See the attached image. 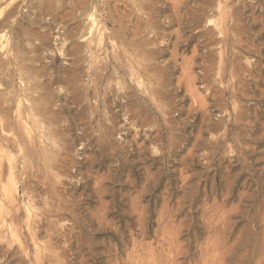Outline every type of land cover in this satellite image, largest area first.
<instances>
[{"label": "rangeland", "instance_id": "374dc122", "mask_svg": "<svg viewBox=\"0 0 264 264\" xmlns=\"http://www.w3.org/2000/svg\"><path fill=\"white\" fill-rule=\"evenodd\" d=\"M96 1L101 3V0ZM198 1H149L153 4V22L159 32L155 47H160L154 62L157 69L149 74H157L160 85L158 82L154 85H159L158 93L140 96L137 87L125 75L124 84L129 82L134 94L130 92L127 97H120L119 81H113L116 95L108 93L106 99L111 112L108 114V117L111 116L109 122L104 112L91 110L95 99L90 80L84 85L82 82L70 85L76 63H73L74 55L66 51L73 37L67 38L83 26V17L77 12L71 14L65 0H0V40L6 44L0 50V108L7 111L13 120L17 110L24 115L30 105L33 108L34 105H42L53 117L54 129L63 147L64 171L56 177L60 180L55 186L63 199L68 200V207L62 216L59 215L64 218L57 222L58 227L52 234L55 245L67 244L62 264H115L117 253L119 258L124 259L133 243L140 256L160 264H264V123L253 130L244 125L254 119L253 114L260 113L258 119L255 117L258 122L260 119L264 121V95L259 100V90H264V0H234L240 3L239 8L245 14L253 13L255 18L262 16L258 20L249 19V24L254 27L249 25L248 35L258 48L257 54H247L251 58L260 57L261 76L244 74L242 78L246 81V98L243 101L250 118L240 125L239 139H246L243 146H249L250 153L247 152L246 159L243 156L234 158L232 149L221 144L209 165L200 155L202 151L199 147L209 136L203 128L204 136L200 133L203 139L199 135L200 143L194 155L183 160L191 143L196 142L194 135L201 121L199 101L202 99L208 103L206 113L212 121H217L221 115L210 95L211 91L200 79H194L202 76L197 65L206 58L205 55H210L206 50V35L199 30L202 27L194 23L203 20L201 14L195 13ZM108 2L113 14L126 15L124 23L128 21L127 25L131 27L130 21L134 20L131 9L134 8L129 0ZM177 5L180 16L175 12ZM142 24V30L146 28L144 33L148 34L150 26ZM179 35L181 41L175 48L173 43ZM173 53L175 56L171 57ZM82 69L84 73L85 68ZM115 119L117 121L114 122ZM135 120L141 128L134 139V131L138 128ZM164 120L171 121L170 130L168 127L163 130L165 138L171 133L178 144L171 153L159 155L152 147L155 144L144 140L150 134L148 129L151 126L155 129V125H162ZM29 123L19 126H25L22 130L15 124L12 127L19 129L25 137L24 132H32ZM106 125L110 128L105 131V142L111 148L101 153L97 143L99 136L101 138V129ZM256 134L260 138L254 137ZM136 143H145V150L139 151ZM238 144L239 140L236 146ZM5 150L11 158L15 157L12 146H7ZM17 169L19 173L16 172V176L21 182L24 177L19 163ZM28 178L31 179L28 183L34 188L32 191L37 193V205L41 207L42 193L38 192L45 187L34 178ZM21 193L19 191L16 195L18 200ZM216 201L220 204V211L218 218L216 215L213 220L212 206ZM24 215L22 210L18 222L24 224ZM44 230L38 233V239H45ZM27 251L25 254L20 250L13 253L1 241L0 264H35L32 246Z\"/></svg>", "mask_w": 264, "mask_h": 264}, {"label": "bare ground", "instance_id": "6f19581e", "mask_svg": "<svg viewBox=\"0 0 264 264\" xmlns=\"http://www.w3.org/2000/svg\"><path fill=\"white\" fill-rule=\"evenodd\" d=\"M65 1L70 7L71 14L77 12L81 17H83V26L79 28V31L77 30L78 33L75 30L76 33L73 32L74 33L73 35H70L68 38L66 37L67 39H69L71 36L73 37L72 41L69 40L70 45L66 51H69L70 55H74L73 63H76L73 67L74 73H72L73 77L71 78L72 81L70 82V85H73V83L76 84L81 82L84 85V82H87L88 80L91 81L94 91L92 97L93 99H95V106L91 107V110L93 112H98V113L100 111L104 112V114L107 115V118L105 119H108L109 121V118L111 116L108 117V114H110L111 112L109 113L110 110L108 105H106V101H107L106 99L108 93L111 94L114 93V88L112 87L113 81L115 82L116 80L119 81L118 89H119L120 97L121 96L127 97L126 94L127 93L129 94L130 92L134 94L132 88L130 87L131 84H129V82L128 84L126 83L124 84L125 75H127L128 79H130V81L133 82L132 84L135 85V88L137 87L138 92H140V96L142 94L153 96L156 94V92L158 93L160 84L156 76L157 74L156 75L149 74L151 70L156 71L157 69L154 62L158 51H160V47L158 45L155 47V44L157 43L159 37L158 36L159 32L158 29L155 27L156 26L154 24L155 22H153V16H152L153 6H151L153 4H151L152 2L149 3L150 0H129L128 3H130V6L134 8V10L136 11L134 12V10H132L128 6V8L131 9V13L133 15L132 19H134L133 21L129 20L130 22H132L131 27L127 25L128 21L126 22V24L124 23L123 18L126 17V15H124L123 13L121 14L118 13L117 12L118 10L116 11V13H118L117 15L113 14L112 12L113 8L111 9L108 0H101L100 1L101 3L99 2L100 4H98L97 3L98 1L96 0H65ZM178 1L180 3V0ZM194 4H196V2ZM196 5H197V9L195 8L196 9L195 13H199V15L201 14L203 20L200 19L201 20L200 22H198L197 20L194 23H197V27L198 25H200L202 28L199 30L204 31L206 35L205 45L207 52L210 53L209 55L210 58L208 55L207 56L205 55L206 58L201 60L200 63L197 65L198 68H200L201 75L202 76L205 75V77L199 75L196 76L194 79L195 80L200 79V81L206 85L207 89L211 91L210 95L212 96L213 101H215V104L218 106L217 109L219 110L221 115L217 119V121L215 122L212 121L210 119V115L206 113L207 107L209 106L207 105L208 103H204L202 99L201 101H199L198 112H200L201 114V121H200L199 129L196 130L197 134L194 133L196 135V136L194 135L195 137L194 140L196 139L195 140L196 142H192L194 144L191 143L192 146H190V148L188 149V152L185 154L186 156L183 157V160L186 161L188 156L194 155L196 146L197 144L200 143L198 141H200L199 137L201 136L200 133L202 134L201 131L202 128L207 130L205 132L209 133V136L206 137L205 139L206 142H203L201 144V147H199L200 150L202 151L200 155L202 156L203 160L207 165H209L212 162V159H214V156L217 154V151L221 144L225 145L227 149H232V151L231 150L229 151H231V154L234 156V158L235 156L238 158L243 156V159H246V155L248 156L247 152L249 151V146H243L246 139L244 138H243L244 140L239 139V131H240L239 127L242 124V122H244L250 117L248 116L249 110L243 101V98L246 96V91H245L246 81L242 80V78L244 74L247 75L253 74L254 76L257 75L261 76L259 71H262L260 70L259 67L260 57L258 58L254 56V58H251L247 56V54H252L251 52H254L253 54H257L258 47L253 43V40L249 38L250 36L248 35L249 27L250 26L254 27L253 25L249 24L250 22L249 19L253 20V18H255L256 16L253 17L254 14L252 13V10L251 13L253 16L249 15L250 13L245 14V11L243 12V10H240L239 8L240 3H236L234 0H204V2L202 1L201 3H199L198 1ZM102 6L103 8H101ZM179 8L180 7L177 5L175 12L176 14H178V16L181 15L179 13ZM115 9L116 8H114V10ZM101 12L103 13L101 14ZM190 14L193 15L191 12ZM142 23H144V26L145 25L150 26L151 29L148 28L149 29L148 34L144 33V30L146 28L142 30V25H143ZM259 29L260 28H258V30ZM55 39H57V37H55ZM61 40L62 39H60V41ZM179 41H181L180 35L179 37H176V40L173 43L175 48H177ZM2 42L0 40V50H3L4 47H6L5 46L6 44L4 45ZM73 42L75 44H72ZM174 56L175 53H173V56L171 57ZM195 57L196 55L194 54L193 58ZM194 60L195 59L192 60L193 64H194ZM194 65L196 66V64ZM82 66H84L85 68V69L83 68L84 70L82 69ZM80 69H82L84 73H82ZM263 81L264 80H262V82ZM155 82L156 83L158 82L159 84L156 87L154 85ZM74 86H73V90L75 89ZM81 88L83 89V87ZM78 90H80V87H78ZM259 91H260V96H259V100H260L264 95V90L260 89ZM114 94L116 95V93ZM100 95H102L101 100H100ZM142 98L143 97L139 99ZM204 99L205 98L203 97V100ZM4 102L6 103V100H4ZM195 103L196 102H194V104ZM229 103H232V106H228ZM27 108H28V113H24V115H22V112L17 110L15 112L16 114L14 113L15 115L13 116V120H11V118L8 116L7 111H5L3 108H0V242L2 241L4 245L8 246L9 250L13 253L14 251L20 250L22 251L23 254H25L26 251L29 249V247L32 246L33 249L32 259H33V263L35 264H62L61 258H63V255L65 254L66 251L65 249L67 247V244L55 245V242L53 241L54 238L53 235H54V231L56 230V227H58L57 222H59L64 218V217L63 218L59 217V215L62 216L64 214L63 212L68 207L67 204L68 200L66 201L63 199L61 194L56 191V186H55L57 181L60 180V179L56 180V177L60 174L61 171H64L62 169L64 167V161L62 159L63 157L61 156V151L63 150V147L61 144H59L60 141L54 129V121L52 119L53 117L47 113L48 111L44 107H42V105H38V104L36 106L34 105V108L31 105ZM130 110L128 111L130 112ZM141 110L142 109H140V112ZM252 112L256 113L254 112V110ZM144 114L145 113H143V115ZM253 115L257 117L256 114ZM113 116L114 115H112V117ZM255 116L254 119L250 120V122L248 120L249 122L248 124L244 123V125H246L247 128H249V130H253L257 128V125L264 123L263 120L261 122V119H260L261 123L258 122L257 120L258 117L256 119ZM153 118H151V121ZM115 121L117 120L115 119L114 122ZM27 122H30L29 124L32 125V132L31 130L24 132L25 134L24 137L20 134L21 132L19 129L21 128L22 130L23 128H25V126H27L26 125ZM147 122H149V120ZM169 122L171 121L164 120V123L162 125L157 123L155 125L156 130L152 129L153 126H151V129L150 128L148 129L150 134L144 140V141L148 140L153 142L155 145H153L152 147H154L158 151L159 155L164 154V152L171 153L178 144L174 136L171 135L170 131H167L170 133V135L166 136V138L163 134L164 133L163 130H167V127L168 128L170 127ZM14 124L17 128L24 124L25 126H23V128L19 127V129H17L14 126L16 128L15 129L14 127H12V125ZM137 124H138L137 120H135V125L138 126V128L135 127L136 131H134L135 134L134 139L138 137L139 128H141V126ZM97 125L100 124H96V126ZM262 127L264 126L262 125ZM107 128L109 129L110 127H108V125L104 126V128L101 129L100 132L101 138L100 136L99 139L97 138L98 148L101 153L111 148L109 145H107L108 142H105V131ZM241 128H243V126H241ZM215 129H217L215 133L212 132ZM152 131L154 133H152ZM263 131L261 130L262 133ZM262 133L260 135H262ZM251 135L253 136V134ZM203 136H201L202 137L201 139H203ZM257 136L258 134H256L254 137ZM257 138L260 137L258 136ZM257 138L254 139L256 140ZM238 140H239V144L236 146ZM5 146L6 147L12 146L13 149H15L16 154L14 158H11V156L6 152ZM137 148L139 151H144L146 145L145 143H141L137 145ZM18 163L20 164V172L24 177V179L21 182L18 181L19 177L16 176L17 173H19V170L17 169ZM28 177L30 178L32 177L37 182H41L45 187L44 190L40 189L41 190L40 192L37 191L38 193H42L40 194L43 204L41 207L37 205L36 200H38L37 199L38 196L36 195L37 193L34 194L35 191L34 192L32 191L33 187L28 183L29 180L31 181V179H29ZM19 191L20 193L22 192L20 200H18V198L16 197ZM22 210H23V214H25L24 224H22V222L20 221L18 222L19 220L18 217L22 212ZM212 210H213V220H215L216 215L218 218V213L220 211V204L218 203V201L214 202V205L212 206ZM51 218H57V219L53 220ZM143 220L144 219L142 218V221ZM42 229H45L44 231L46 232L45 233L46 235H45V239L40 240L38 239V233ZM76 241L78 240L76 239ZM118 255L119 253H117V256L115 258V264H160L156 260L146 259L143 255L140 256L139 253H137V247L135 243L132 244L131 248L125 254L124 259L119 258ZM20 260H21V256H20Z\"/></svg>", "mask_w": 264, "mask_h": 264}]
</instances>
